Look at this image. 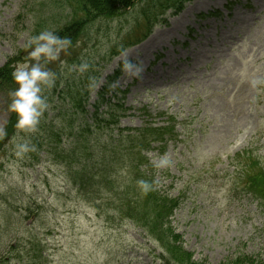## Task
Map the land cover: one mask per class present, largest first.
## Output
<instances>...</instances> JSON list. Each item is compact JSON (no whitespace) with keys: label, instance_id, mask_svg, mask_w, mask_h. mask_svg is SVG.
I'll list each match as a JSON object with an SVG mask.
<instances>
[{"label":"rangeland","instance_id":"1","mask_svg":"<svg viewBox=\"0 0 264 264\" xmlns=\"http://www.w3.org/2000/svg\"><path fill=\"white\" fill-rule=\"evenodd\" d=\"M67 17L65 0H0V65L27 49L30 37L59 29ZM168 20L142 54L128 52L142 62L143 73L130 78L121 71L117 87L126 94V107L134 109L120 119L121 127L158 123L156 114L165 111L181 124L162 155L146 156L157 169L158 190L180 199L171 226L193 262L262 261L264 215L242 194L240 183L255 172L243 168L246 160L233 158L250 147L264 168V0H192ZM127 29L124 20L90 25L78 47L48 64L55 83L47 98L55 96L53 88L63 89L62 82L73 94L79 86L67 80L80 83L90 75L89 67L69 69L64 59L80 65L90 59L95 66L93 58L105 56ZM156 54L162 58L151 66ZM9 102L11 97L0 93V141ZM56 124L69 132L65 119ZM37 134L43 136L41 128L0 142V264H162L159 247L113 212L107 190L94 209L65 185L61 166L48 155L40 153L36 162L31 142ZM107 134L91 137L94 154L109 147ZM240 135L244 143L227 154ZM117 157L122 159L112 164L110 178L124 191L133 174L125 155ZM162 157L166 165L157 166ZM166 171L172 178H162Z\"/></svg>","mask_w":264,"mask_h":264},{"label":"clouds","instance_id":"2","mask_svg":"<svg viewBox=\"0 0 264 264\" xmlns=\"http://www.w3.org/2000/svg\"><path fill=\"white\" fill-rule=\"evenodd\" d=\"M70 37H61L51 30L41 31L38 35L29 38L27 47L31 50L23 62H17L11 73L16 85L10 92L11 102L8 111L15 115V127L23 132H32L40 124L45 112L49 108L46 90L55 83V73L47 66L60 59L61 53L71 46ZM120 70L131 77H139L143 73L142 62H134L127 50L121 52ZM87 63L80 65V71L88 69ZM27 150V144L20 146ZM166 157H162L157 166H164ZM138 185L147 192L151 185L145 180H139Z\"/></svg>","mask_w":264,"mask_h":264},{"label":"trees","instance_id":"3","mask_svg":"<svg viewBox=\"0 0 264 264\" xmlns=\"http://www.w3.org/2000/svg\"><path fill=\"white\" fill-rule=\"evenodd\" d=\"M77 6L72 12V17L74 20L69 23L68 26L64 27V33L68 37L72 34V38H75L79 34L84 25L91 19L98 18L100 16L113 17L117 15L121 10L131 7L136 0H74ZM152 7H156L154 10L164 11L167 8L174 7L175 10L181 8V3L184 0H150ZM147 12V11H146ZM145 14V12H144ZM152 14V13H151ZM151 14H145L147 20L151 18ZM80 15V16H79ZM143 15V14H142ZM79 16V17H78ZM83 17V18H82ZM89 135V134H88ZM89 143V141H87ZM77 162H81L77 160ZM79 165V164H78ZM82 170L80 172V182L85 187H89L91 183L89 180V174L85 169L86 166L81 165ZM73 168H69V172H72ZM98 184H104L102 180ZM155 193L153 191H147L143 195L142 207L153 210L151 213L156 214L153 218L154 223L148 225L151 228V233L154 234L160 241L165 245L167 251V259L175 264H195L190 261V257L181 251V249L176 246L177 237H173L172 242L168 243V239L171 236V231L167 227V218L171 212L172 206H165V203L156 199ZM264 199V197H263Z\"/></svg>","mask_w":264,"mask_h":264}]
</instances>
